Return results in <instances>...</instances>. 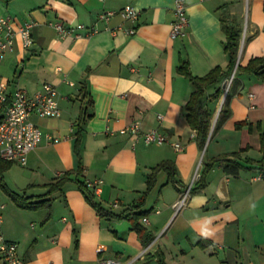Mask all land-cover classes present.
Wrapping results in <instances>:
<instances>
[{
    "label": "crops",
    "instance_id": "1",
    "mask_svg": "<svg viewBox=\"0 0 264 264\" xmlns=\"http://www.w3.org/2000/svg\"><path fill=\"white\" fill-rule=\"evenodd\" d=\"M184 1L186 33L171 38L174 0H0V16L11 15L20 23L36 21L32 45L25 50L16 38L13 50L0 60L8 92L22 87L32 94L50 82L61 109L58 117L32 115L42 132L40 142L28 152L25 165L13 161L0 175V229L17 243L22 264H99L103 258L159 264L155 257L144 258L157 250L167 264H264V179L254 162L262 159L264 164V78L238 73L229 94L214 99L210 94L216 86L222 88L233 68L207 89L202 105L211 109L212 118L200 147L185 111L194 86L177 71L181 59L199 76L215 65L226 67L221 15L242 26L237 64L263 55L264 0ZM126 4L139 10L134 23L118 12ZM106 10L115 12L108 21H99V31L92 34L59 38L49 24L61 19L92 25ZM131 26L135 32L129 34L125 29ZM223 105L226 116H221ZM83 108L91 115L83 122L81 178L101 179L94 192L107 210L128 213L158 162L170 160L176 168L181 186L160 170L139 208L145 211L139 221L151 234L146 244L128 218L100 216L73 181L53 194L48 207L20 206L4 189L37 200L49 183L76 168L74 132ZM135 120L142 130L158 128L170 141L181 142L182 149L168 142L135 141L120 132ZM237 122L243 123L237 127ZM48 134L59 141H51ZM242 148L238 160L245 167L236 175L215 163L205 186L188 190L183 203L176 205L195 185V171L200 176L205 161ZM200 239L209 243L201 247ZM0 264H6L1 257Z\"/></svg>",
    "mask_w": 264,
    "mask_h": 264
},
{
    "label": "built area",
    "instance_id": "2",
    "mask_svg": "<svg viewBox=\"0 0 264 264\" xmlns=\"http://www.w3.org/2000/svg\"><path fill=\"white\" fill-rule=\"evenodd\" d=\"M174 18L171 22L170 36L175 38L184 36L188 26V16L184 0H174L172 6ZM114 10H106L97 15L96 21L92 25L83 23L70 24L61 19L49 21L59 38L68 36H79L81 32L92 34L99 31V21H108ZM123 19L136 22L139 10L130 4H126L118 10ZM36 24L33 19L25 22H17L11 15L0 16V60L5 54L14 48L15 39L19 38L23 49H28L32 43V28ZM129 34L135 32V27L126 28ZM233 77V76H231ZM226 79V83L229 82ZM58 91L50 82H44L41 88L30 94L22 87H16L12 92H8L7 83L0 77V158L25 165L27 154L41 140L42 132L37 124L32 120V115L38 117H58L61 109L58 104ZM160 118V115H158ZM121 133H127L134 137V140L141 139L145 143L162 144L170 143L175 149H182L183 145L179 141H170L158 128L142 130L137 120L120 129ZM53 142L59 141V137L47 135ZM195 171L194 178L197 176ZM264 179V173L260 175ZM86 185L94 191L99 190L101 179L87 180ZM188 193H184L182 199L176 203L179 207ZM116 205L117 203H113ZM143 220H146L143 217ZM0 257L6 264H22L23 260L17 254V243L4 237L0 229ZM49 264H55L50 262ZM99 264H123L115 258H103Z\"/></svg>",
    "mask_w": 264,
    "mask_h": 264
},
{
    "label": "trees",
    "instance_id": "3",
    "mask_svg": "<svg viewBox=\"0 0 264 264\" xmlns=\"http://www.w3.org/2000/svg\"><path fill=\"white\" fill-rule=\"evenodd\" d=\"M8 2L9 0H3ZM221 26L225 33L224 50L228 54V63L225 68L221 65H215L210 70H208L203 75H195L191 72L189 63L186 59H181L177 66V71L187 78L194 86V90L190 93L188 100L185 103L186 119L191 129L195 131L196 140L200 147H203L207 138L209 129L211 126L212 111L202 105L203 98L206 96L207 89L219 82L222 76L230 74L235 67V75L230 85V88L226 94H229L238 73H248L253 74L259 79L264 78V54L260 56L251 57L245 65L237 64V53L239 48L240 36L242 31V26L240 21L235 18H228L224 15L220 16ZM222 94L221 86H216L214 91L210 94L214 99H218ZM86 108H83L79 114L76 123V131L74 132V142L73 149L77 157V166L74 169L64 171L54 182L49 183V189L44 195V197L32 200L31 197H23L16 193L8 191L5 187L4 189L16 202V204L25 207H39V206H50L53 194L58 191H62L63 186L70 181L76 183V186L82 192L85 200L97 211V213L102 217H116V218H128L131 224V229L135 230L142 239L144 244L151 239V234L147 232L145 227L140 223L139 219L145 214L144 210L139 208L144 204L146 197L148 196L150 190L153 188L156 182L157 173L160 170H165L168 173L169 181L173 183L177 188L181 186V181L177 177L176 168L172 161L162 160L156 165L151 167L150 172L147 174L146 188L142 192L138 201L129 206V212L124 211L119 213H113L110 210L104 208L101 203L97 200L96 194L93 189L86 185V182L81 178L83 172V165L81 162V146L84 136L83 122L85 117L91 115L86 114ZM228 110L224 109V105L221 110V116H226ZM243 122H237L235 126L239 127ZM244 148L238 151H232L230 153L220 154L216 157L211 158L204 162L203 167L200 172V176L195 181V185L189 188V191H196L206 184V174L211 169L215 163H222L224 170L232 175H236L241 168L245 165L239 162L238 158L240 153ZM260 150L264 158V131L260 133ZM247 161V160H246ZM13 162L10 160L0 158V175L2 171L5 170L9 164ZM259 168L264 173V164L262 159L259 161H254ZM128 209V208H127ZM48 216V215H47ZM77 233L74 232V246L77 245ZM209 243L208 240L200 239L197 244L204 247ZM155 257L159 264H167L164 260V255L161 250H157L155 253H146L145 260Z\"/></svg>",
    "mask_w": 264,
    "mask_h": 264
},
{
    "label": "rangeland",
    "instance_id": "4",
    "mask_svg": "<svg viewBox=\"0 0 264 264\" xmlns=\"http://www.w3.org/2000/svg\"><path fill=\"white\" fill-rule=\"evenodd\" d=\"M234 76L231 77V75L229 77H227L226 79H228L227 81H229V84L227 86H225L224 88L222 87V94L226 95L229 88H230V85L232 83V80H233Z\"/></svg>",
    "mask_w": 264,
    "mask_h": 264
},
{
    "label": "water",
    "instance_id": "5",
    "mask_svg": "<svg viewBox=\"0 0 264 264\" xmlns=\"http://www.w3.org/2000/svg\"><path fill=\"white\" fill-rule=\"evenodd\" d=\"M234 70H235V67H234ZM234 70H233L231 76H233ZM225 86H226V81H224V82L222 83V87L224 88Z\"/></svg>",
    "mask_w": 264,
    "mask_h": 264
},
{
    "label": "bare ground",
    "instance_id": "6",
    "mask_svg": "<svg viewBox=\"0 0 264 264\" xmlns=\"http://www.w3.org/2000/svg\"><path fill=\"white\" fill-rule=\"evenodd\" d=\"M228 84H229V82L226 83V86H227ZM198 177H199V172H197V176H196L195 178L193 177V180L198 179ZM188 190H189V188H188Z\"/></svg>",
    "mask_w": 264,
    "mask_h": 264
},
{
    "label": "clouds",
    "instance_id": "7",
    "mask_svg": "<svg viewBox=\"0 0 264 264\" xmlns=\"http://www.w3.org/2000/svg\"><path fill=\"white\" fill-rule=\"evenodd\" d=\"M210 233H204V235H209Z\"/></svg>",
    "mask_w": 264,
    "mask_h": 264
}]
</instances>
